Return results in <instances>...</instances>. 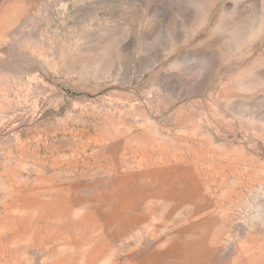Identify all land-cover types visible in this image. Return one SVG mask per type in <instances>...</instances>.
<instances>
[{
	"label": "rangeland",
	"instance_id": "374dc122",
	"mask_svg": "<svg viewBox=\"0 0 264 264\" xmlns=\"http://www.w3.org/2000/svg\"><path fill=\"white\" fill-rule=\"evenodd\" d=\"M0 264H264V0H0Z\"/></svg>",
	"mask_w": 264,
	"mask_h": 264
}]
</instances>
